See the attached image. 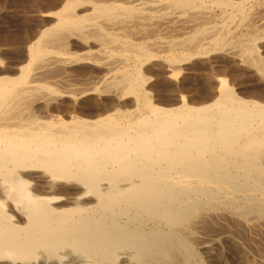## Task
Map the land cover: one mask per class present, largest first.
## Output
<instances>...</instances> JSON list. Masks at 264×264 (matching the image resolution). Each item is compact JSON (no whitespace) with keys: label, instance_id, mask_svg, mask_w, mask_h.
<instances>
[{"label":"bare ground","instance_id":"6f19581e","mask_svg":"<svg viewBox=\"0 0 264 264\" xmlns=\"http://www.w3.org/2000/svg\"><path fill=\"white\" fill-rule=\"evenodd\" d=\"M53 10L22 61L0 60V264H202L204 222L264 235V99L224 79L210 101L163 107L145 73L219 50L264 77V0Z\"/></svg>","mask_w":264,"mask_h":264},{"label":"rangeland","instance_id":"374dc122","mask_svg":"<svg viewBox=\"0 0 264 264\" xmlns=\"http://www.w3.org/2000/svg\"><path fill=\"white\" fill-rule=\"evenodd\" d=\"M62 2L63 0H0V60L3 66L22 61L19 57L22 55L21 58H24L23 53H26V46L38 33V29L41 30L54 22V16L50 14V11H54L53 9L60 6ZM258 28L262 29L264 25L258 26ZM261 29L257 30V37H259L257 50L258 55L261 54L259 57L264 68V33L260 32ZM262 31L264 32V29ZM25 41L26 44H24ZM205 49H207L206 51L209 50L208 47H205ZM221 55L222 57H220ZM198 57L199 59H196ZM235 58V56L227 55L219 50L215 52L208 51L204 54L190 56L185 63L186 67L182 64L183 66L181 65L182 67L180 66L172 76H168V74L165 76L159 69H149L145 73L148 76L151 75L149 76L151 77L150 86H148V90L151 92L150 95L154 99L156 98L155 102L163 107L178 105L182 97L188 104L195 105L212 100L216 94L217 86L225 79L223 82L235 91L236 95L239 94V97L241 96L246 100L263 101L264 77L260 75V71L255 65L241 64L240 59L237 57L235 60ZM190 68L191 72L189 71ZM207 86L209 88H206ZM211 90L212 92H210ZM105 100L107 102L115 101L111 97H107ZM81 109L86 113L93 112L96 105L94 107V104H85L83 100ZM207 222L194 230L192 238V240L194 239L192 241L193 247L196 250L199 248L197 252L202 264H256L260 256L264 255V235L240 231L241 229L236 224L225 219H213ZM245 241L247 242L245 243ZM262 260L264 264V256Z\"/></svg>","mask_w":264,"mask_h":264}]
</instances>
